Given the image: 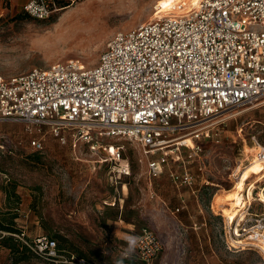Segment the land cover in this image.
Instances as JSON below:
<instances>
[{
	"label": "built area",
	"instance_id": "2783aa9c",
	"mask_svg": "<svg viewBox=\"0 0 264 264\" xmlns=\"http://www.w3.org/2000/svg\"><path fill=\"white\" fill-rule=\"evenodd\" d=\"M75 1L23 0L21 10L43 20ZM182 2L167 11L156 5L148 20L115 32L92 66L69 60L0 76V121L35 131L29 142L35 150L43 149L46 133L74 145L112 138L104 141L110 160L121 161L116 140L130 141L147 157L150 178L167 172L175 188L196 199L207 183L192 165L202 171L205 142L219 141L234 109L264 98V0H198L189 11ZM242 130L236 129L239 136ZM251 140L254 152L237 168L264 163V145L255 135ZM256 181L255 174L245 181L231 217L219 213L218 233L228 249L255 250L264 259V179ZM15 236L36 256L31 264H154L163 250L148 227L134 237L135 257L126 262L87 260L46 235Z\"/></svg>",
	"mask_w": 264,
	"mask_h": 264
},
{
	"label": "rangeland",
	"instance_id": "374dc122",
	"mask_svg": "<svg viewBox=\"0 0 264 264\" xmlns=\"http://www.w3.org/2000/svg\"><path fill=\"white\" fill-rule=\"evenodd\" d=\"M22 2L0 0L3 77L69 60L92 66L115 32L148 20L156 5L167 11L180 0H77L43 20L24 13ZM225 117L219 141L212 137L202 147V171L192 165V171L207 183L196 199L190 196L193 204L198 199L200 207L192 204L178 212L167 172L150 178L147 157L132 142L116 140L122 145L121 161L110 160L104 141L113 143L112 138L74 145L46 133L43 149L35 150L29 144L37 136L35 131L22 123L0 121V215L16 212L14 224L26 239L50 236L65 251L82 252L96 261L132 260L133 239L148 227L158 235L163 249L166 243L176 244L174 264H264L255 250L226 247L218 233L223 213L214 209L216 197L234 185L239 161L245 154L251 158V136L264 145V98ZM239 127L243 129L240 136ZM124 165L128 174L122 172ZM11 186L18 203L4 192ZM212 198L213 211L209 208ZM10 261L8 250L0 245V264Z\"/></svg>",
	"mask_w": 264,
	"mask_h": 264
},
{
	"label": "trees",
	"instance_id": "16d2710c",
	"mask_svg": "<svg viewBox=\"0 0 264 264\" xmlns=\"http://www.w3.org/2000/svg\"><path fill=\"white\" fill-rule=\"evenodd\" d=\"M6 196L10 198L11 196L14 197L15 203L19 202V197L15 191V186H11V188H5L4 190ZM16 208V207H15ZM15 212V211H14ZM17 217V213H10L7 217L5 215H0V232H3L4 235L0 233V245L5 247L10 256V263L9 264H19V263H29L31 264L36 260V256L32 253L30 249H28L15 235L21 234V230L18 229L14 224V219ZM62 240L65 238L56 235ZM53 238V237H52ZM55 239V238H54ZM57 242V241H56ZM58 245V243H57ZM59 247V245H58ZM60 249H64L59 247ZM65 250V249H64ZM75 253L74 251H70ZM79 257H83L90 261H96L91 259L86 254L80 252L79 254L75 253ZM32 260V262H30ZM102 262V261H99ZM106 262V261H104ZM119 262H126V261H119Z\"/></svg>",
	"mask_w": 264,
	"mask_h": 264
},
{
	"label": "bare ground",
	"instance_id": "6f19581e",
	"mask_svg": "<svg viewBox=\"0 0 264 264\" xmlns=\"http://www.w3.org/2000/svg\"><path fill=\"white\" fill-rule=\"evenodd\" d=\"M182 1L187 5L186 11H189L192 8V6L197 3L198 0H180V2ZM251 173L255 174V178L257 180L256 182L264 179V163L261 162L260 160L254 159V161H252L250 164H247L243 168L236 167L234 174H237V176L235 178L234 185L230 190H226L225 192L219 195L222 196L220 200L217 201L219 196L216 197L217 199L214 209L220 211V213H223V215H227L231 217L236 211L235 207L241 203L242 193L240 192L245 193L246 191L245 181L248 179V175ZM254 186L255 184L251 183L250 189L247 191L248 195H250L251 189ZM262 197L264 198V193H262Z\"/></svg>",
	"mask_w": 264,
	"mask_h": 264
},
{
	"label": "crops",
	"instance_id": "0c3cea01",
	"mask_svg": "<svg viewBox=\"0 0 264 264\" xmlns=\"http://www.w3.org/2000/svg\"><path fill=\"white\" fill-rule=\"evenodd\" d=\"M172 187L174 189L175 196H176V198L178 200V203L176 204L174 210L176 208H180V210H186L187 211L188 210V207L193 204V200L192 199L190 200V196L191 195H189V192L186 189H177L173 185H172ZM181 199H184L186 201V206H184L182 208H181ZM213 201L214 200L212 198V200L210 202V205H209V208L212 211H213ZM194 202H195L194 203L195 205L193 204L194 206L200 207L199 202H198V199L197 200L194 199ZM191 208H194V207H191ZM201 225L202 226H205V221H203L201 223ZM195 226H196V224H195ZM207 238L209 240L210 239V236L207 235ZM171 247H172V249H170ZM173 247H174V249H176V244L170 245V244L166 243V245H165V247L163 249L164 251L162 252V254L160 255V257L157 259V264H174L172 258L175 257V254H176L175 251L176 250L172 252ZM179 249L181 251V248L180 247H179Z\"/></svg>",
	"mask_w": 264,
	"mask_h": 264
}]
</instances>
